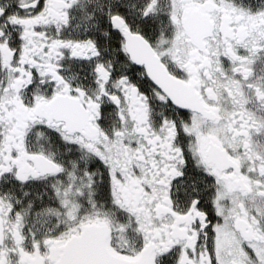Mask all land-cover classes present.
Here are the masks:
<instances>
[{
    "label": "snow or ice",
    "instance_id": "1",
    "mask_svg": "<svg viewBox=\"0 0 264 264\" xmlns=\"http://www.w3.org/2000/svg\"><path fill=\"white\" fill-rule=\"evenodd\" d=\"M0 264H264V0H0Z\"/></svg>",
    "mask_w": 264,
    "mask_h": 264
}]
</instances>
